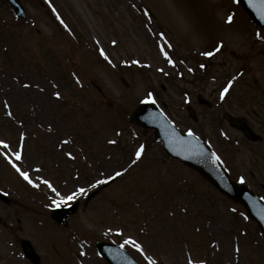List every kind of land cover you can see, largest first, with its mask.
<instances>
[{
	"label": "rangeland",
	"instance_id": "1",
	"mask_svg": "<svg viewBox=\"0 0 264 264\" xmlns=\"http://www.w3.org/2000/svg\"><path fill=\"white\" fill-rule=\"evenodd\" d=\"M19 2L21 20L0 0V141L9 145L0 146V264H83L87 254L88 264H107L96 241L129 237L144 250L124 246L140 264H264V237L242 207L128 121L151 94L179 130L203 138L233 180L264 199V30L238 2ZM225 113L245 118L262 142H247ZM116 171L124 174L110 180ZM81 187L87 194L59 206L77 204L60 226L50 216L56 193Z\"/></svg>",
	"mask_w": 264,
	"mask_h": 264
},
{
	"label": "water",
	"instance_id": "2",
	"mask_svg": "<svg viewBox=\"0 0 264 264\" xmlns=\"http://www.w3.org/2000/svg\"><path fill=\"white\" fill-rule=\"evenodd\" d=\"M17 6V0H8ZM246 12L252 19L264 28V13L260 0H240ZM229 119V117H227ZM131 120L147 128H154L157 139L162 142L164 149L171 156L182 160L185 164L197 170L207 178L218 190L234 201L241 202L249 216L257 220L261 231L264 232V204L244 187H237L229 181L226 173L218 164L212 153L193 136L180 135L179 132L150 104H142L134 111ZM57 220V216H54ZM100 254L110 264H136L131 257L121 249L112 245L97 244ZM28 253L30 250H27Z\"/></svg>",
	"mask_w": 264,
	"mask_h": 264
},
{
	"label": "snow or ice",
	"instance_id": "3",
	"mask_svg": "<svg viewBox=\"0 0 264 264\" xmlns=\"http://www.w3.org/2000/svg\"><path fill=\"white\" fill-rule=\"evenodd\" d=\"M249 2H250V4L252 3V0H249ZM260 5H261V10H262V13H264V0H260ZM232 19H233V17L232 16H229L228 17V22H231L232 21ZM115 43V42H114ZM170 46V45H169ZM220 46H222V43H221V45ZM220 46H218L217 47V51H219V47ZM163 50V49H162ZM165 54V56H167V52H165L164 53ZM101 55H104L105 56V59H108V57L105 55V53H104V51L101 49ZM203 55H206V56H212V55H214V53L213 52H211V51H208V52H205V53H203ZM169 62L171 63L172 61L169 59ZM136 63H139V61H136ZM203 66V65H202ZM227 91H228V88L226 87L225 89H224V91L221 93V98H223L224 97V94L225 93H227ZM59 93L57 92L56 93V96H57V98H59ZM149 99L151 100V94H149ZM151 102H155L154 100H152ZM193 135V133L190 131L189 132V136H192ZM113 143H114V141H113ZM0 146H3L5 149H7L8 147H9V145L7 144V143H5L4 141H0ZM143 153H144V145H141L140 147H139V149L135 152V157H136V159L133 161V163H136V161H139L141 158H142V155H143ZM7 155V154H6ZM214 156H215V154H213ZM22 159V153L20 152V151H17V152H15V160L16 161H19V160H21ZM215 159L216 160H219V157L218 156H216L215 157ZM10 162H12L11 160H10ZM13 167H15L16 168V171L26 180V181H28V183H30V184H32L33 182H32V180L30 179V177H29V173L28 172H25V171H23L22 169H20L15 163H13ZM124 173L123 172H121V171H116L115 172V175L114 176H110L109 177V179L111 180V179H115L116 177H120V176H122ZM45 184H47L50 188L52 187V185L50 184V182L49 181H47V180H44L43 181ZM108 181L107 180H97V182H96V184L97 185H99V184H103V183H107ZM244 181H243V177H241V183H243ZM33 186H38V185H33ZM95 186V185H94ZM53 191H56V189L55 188H53L52 189ZM82 194V195H84V194H87V190L85 189V188H83V187H81V188H79L78 190H77V192H72L70 195H67V196H61V194L59 193V192H57L56 193V195L58 196V197H60V199L59 200H54L53 201V205H55V206H57V207H59L61 204H67L69 201H73V200H75L76 199V196H77V194ZM125 244H131V245H134L135 246V248L137 249V250H139V251H141V252H143L144 250H143V248H142V246L139 244V243H137L133 238H131V237H129L125 242H124V244H121L120 245V247H121V249H123L124 248V246H125ZM237 251H238V249H237ZM148 264H156V261L155 260H151V259H149V261H148Z\"/></svg>",
	"mask_w": 264,
	"mask_h": 264
},
{
	"label": "bare ground",
	"instance_id": "4",
	"mask_svg": "<svg viewBox=\"0 0 264 264\" xmlns=\"http://www.w3.org/2000/svg\"><path fill=\"white\" fill-rule=\"evenodd\" d=\"M91 259H92L91 256L89 254H87L86 258L83 261V264H88Z\"/></svg>",
	"mask_w": 264,
	"mask_h": 264
}]
</instances>
